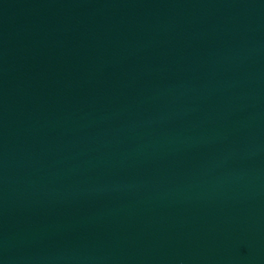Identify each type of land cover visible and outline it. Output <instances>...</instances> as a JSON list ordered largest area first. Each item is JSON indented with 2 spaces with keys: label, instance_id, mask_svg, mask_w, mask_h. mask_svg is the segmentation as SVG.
Listing matches in <instances>:
<instances>
[{
  "label": "water",
  "instance_id": "95a60500",
  "mask_svg": "<svg viewBox=\"0 0 264 264\" xmlns=\"http://www.w3.org/2000/svg\"><path fill=\"white\" fill-rule=\"evenodd\" d=\"M0 264H264V0H0Z\"/></svg>",
  "mask_w": 264,
  "mask_h": 264
}]
</instances>
